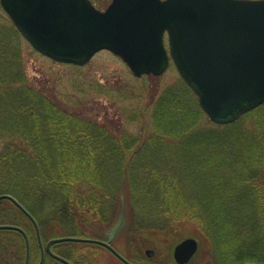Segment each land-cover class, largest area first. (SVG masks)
<instances>
[{"label": "trees", "instance_id": "1", "mask_svg": "<svg viewBox=\"0 0 264 264\" xmlns=\"http://www.w3.org/2000/svg\"><path fill=\"white\" fill-rule=\"evenodd\" d=\"M3 13L0 194L33 216L43 245L61 236L101 238L107 230L99 226L115 216L117 222L127 205L142 232L173 237L193 230L216 264H264V103L217 125L197 98H187L194 93L183 82L150 100L148 124L136 117L141 129L132 134L120 120L86 117L32 84L21 54L25 39ZM0 224L25 231L28 264H37L35 226L6 199ZM52 250L71 264H100V251L108 252L76 242ZM25 260L24 236L0 230V264ZM43 264L63 263L45 254Z\"/></svg>", "mask_w": 264, "mask_h": 264}, {"label": "water", "instance_id": "2", "mask_svg": "<svg viewBox=\"0 0 264 264\" xmlns=\"http://www.w3.org/2000/svg\"><path fill=\"white\" fill-rule=\"evenodd\" d=\"M0 5L36 51L59 63L84 66L108 50L139 78L162 75L171 60L215 124L232 123L264 103V0H112L105 11L89 0H0ZM3 199L34 224L41 247L37 264L45 254L71 264L52 251L63 242L100 245L124 264H135L111 245L120 223L105 240L61 236L43 245L33 216L13 196L0 194ZM0 230L24 236L28 264L25 231L11 224H0ZM197 249L196 238L182 239L173 248L174 262L188 263Z\"/></svg>", "mask_w": 264, "mask_h": 264}, {"label": "rangeland", "instance_id": "3", "mask_svg": "<svg viewBox=\"0 0 264 264\" xmlns=\"http://www.w3.org/2000/svg\"><path fill=\"white\" fill-rule=\"evenodd\" d=\"M92 1L99 10L105 9L110 2ZM2 10L0 24L4 20ZM21 54L28 80L37 87L49 89L47 92L51 98H56L64 107L86 117L107 122L120 120L132 134L141 129V124L133 121L136 117L142 118L144 126L148 124L150 100L159 98L165 90L178 89L184 82L172 62L160 76L135 77L118 56L106 50L96 53L84 66L55 62L34 50L26 41L21 45ZM187 98H196V95L188 92ZM115 220L116 216L99 226L100 233L107 230L99 239L108 238L112 227L120 223L111 245L132 263L176 264L172 257L174 246L184 238L194 237L198 241V249L187 264H216L211 250L205 244L202 245L199 237L189 228L183 232L184 236L176 234L173 237L158 236L152 231L142 232L135 222L133 211L127 205L121 208L117 222ZM176 236L179 238L172 245L169 240ZM149 250L153 252L151 257L147 255ZM109 253L100 251V264H120Z\"/></svg>", "mask_w": 264, "mask_h": 264}, {"label": "flooded vegetation", "instance_id": "4", "mask_svg": "<svg viewBox=\"0 0 264 264\" xmlns=\"http://www.w3.org/2000/svg\"><path fill=\"white\" fill-rule=\"evenodd\" d=\"M91 1H92V0H91ZM111 1H112V0H110V2H111ZM92 2H93V1H92ZM92 2H91V3H92ZM110 2L108 3V5L110 4ZM92 4H93V3H92ZM93 5L96 7L95 4H93ZM108 5H107V6H108ZM107 6H106V7H107ZM106 7H105V8H106ZM96 8H97V7H96ZM103 10H104V9H103Z\"/></svg>", "mask_w": 264, "mask_h": 264}]
</instances>
